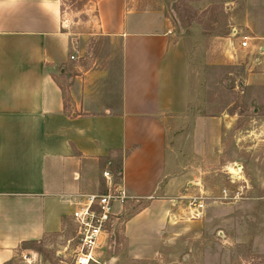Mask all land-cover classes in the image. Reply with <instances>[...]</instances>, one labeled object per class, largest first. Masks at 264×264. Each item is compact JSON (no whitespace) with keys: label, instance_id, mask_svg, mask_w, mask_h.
I'll return each mask as SVG.
<instances>
[{"label":"crops","instance_id":"1","mask_svg":"<svg viewBox=\"0 0 264 264\" xmlns=\"http://www.w3.org/2000/svg\"><path fill=\"white\" fill-rule=\"evenodd\" d=\"M151 1L83 0L88 31L77 33L64 0H0V264L61 231L66 198L105 188L107 168L142 207L126 215V204L105 264H162L181 233L167 126L189 107L190 57ZM85 35L110 53L87 59Z\"/></svg>","mask_w":264,"mask_h":264},{"label":"rangeland","instance_id":"2","mask_svg":"<svg viewBox=\"0 0 264 264\" xmlns=\"http://www.w3.org/2000/svg\"><path fill=\"white\" fill-rule=\"evenodd\" d=\"M151 2L172 19L190 57L189 107L184 114L170 116L172 124L167 126L177 187L174 211L181 216L175 226L181 233L165 246L159 262L263 263L264 66L255 58L264 39L253 37V27L264 29V0ZM83 3L64 0L69 27L77 33L88 31L90 16ZM235 29L252 37L247 49L238 48ZM82 38L87 59L95 51L110 53L107 47L94 50L93 38ZM102 191L101 186L92 192ZM194 199L204 204L197 217ZM140 207L127 204L125 214ZM121 227L117 222L102 258L113 252L111 242ZM190 233L195 237L189 238ZM77 248L74 221L65 217L61 231L22 243L15 264H75Z\"/></svg>","mask_w":264,"mask_h":264},{"label":"built area","instance_id":"3","mask_svg":"<svg viewBox=\"0 0 264 264\" xmlns=\"http://www.w3.org/2000/svg\"><path fill=\"white\" fill-rule=\"evenodd\" d=\"M63 24L68 26L69 19L64 18ZM233 34L239 35V49H247L250 46V35L239 34L236 29ZM70 57L74 59L75 55ZM102 174L105 179L104 191L72 194L66 198L71 206V217L78 241L75 264H105L102 258L103 250L110 242L103 241V237L109 238L117 222H121V216L130 198L119 174L109 168ZM191 204L195 206L194 210H198L193 217L201 215L199 208L203 207V202L194 199Z\"/></svg>","mask_w":264,"mask_h":264},{"label":"trees","instance_id":"4","mask_svg":"<svg viewBox=\"0 0 264 264\" xmlns=\"http://www.w3.org/2000/svg\"><path fill=\"white\" fill-rule=\"evenodd\" d=\"M113 171H114L115 174H120V172H121V168H119V167H114V168H113Z\"/></svg>","mask_w":264,"mask_h":264},{"label":"water","instance_id":"5","mask_svg":"<svg viewBox=\"0 0 264 264\" xmlns=\"http://www.w3.org/2000/svg\"><path fill=\"white\" fill-rule=\"evenodd\" d=\"M262 50H264V46L262 47ZM242 166H241V164H239V166H238V169L241 171V168Z\"/></svg>","mask_w":264,"mask_h":264}]
</instances>
